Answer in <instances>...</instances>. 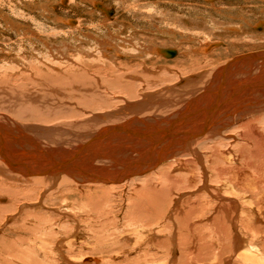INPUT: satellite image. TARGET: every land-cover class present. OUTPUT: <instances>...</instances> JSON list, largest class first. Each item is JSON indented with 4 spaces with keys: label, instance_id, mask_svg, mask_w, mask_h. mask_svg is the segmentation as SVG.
I'll return each instance as SVG.
<instances>
[{
    "label": "rangeland",
    "instance_id": "obj_1",
    "mask_svg": "<svg viewBox=\"0 0 264 264\" xmlns=\"http://www.w3.org/2000/svg\"><path fill=\"white\" fill-rule=\"evenodd\" d=\"M98 6L101 9L98 10ZM110 9H114V12L111 13ZM207 46L208 51L204 49ZM157 49H172L174 55L167 57L162 52L158 53ZM60 50L65 51L66 57H79L78 62L86 67L93 80L101 78L103 83V79L125 76L133 81L137 94L129 98L116 89L104 90L105 96H110L113 103L102 100L107 104L102 105V109L96 101L92 108L83 105L78 114L68 113L66 120L61 122L57 118L51 119V125L45 126H63L67 130L64 136L66 146H70V143H87L92 134L104 128L106 130L109 125L123 122L125 126L126 117L151 119V126L135 123L141 130L136 132L144 133L142 136L129 133L124 142L133 143L136 136L146 139L145 133L149 135L156 133L160 127L166 130L171 126L166 119L154 125L153 118L164 119L174 115L192 94L211 84L212 74L230 61L246 54L264 53V0H0V112L5 117L19 119L17 121L22 126L46 124L32 115V110L39 105L37 97L15 90L18 83H10L4 71L12 68L15 71L18 64L20 66L25 60L36 62L43 59L45 62L59 63ZM64 60L68 61L65 57ZM258 62L261 66L264 63L262 59ZM225 71L223 69L220 80L226 76ZM252 73V76H258L262 71ZM132 75H135L134 79ZM191 77L196 78L193 80ZM104 88L102 85L101 90ZM169 89L171 92L167 91ZM134 100H146V106L139 110L126 109L127 112L122 109ZM111 112L113 115L106 120L95 118L97 114L107 116ZM59 113L64 114V110ZM254 113L262 115L264 112ZM132 125L125 128L135 130ZM111 136L104 143L120 142L115 138L117 135ZM106 147L102 150L111 154L112 151ZM116 147L113 149L115 152ZM239 147L234 150L241 162L247 159V152L242 156L240 149L245 146ZM115 152L112 156L120 159ZM204 153L208 154L206 151ZM173 162L169 160L161 167ZM133 166L127 168L131 170ZM145 167L141 170L146 171ZM161 167L151 173L146 171L144 176L142 172L140 179L136 180L137 185L131 186L130 181L127 184L119 181L112 185L115 186L113 190L109 188L111 185L88 181L90 186L81 188H92L96 192L107 190L115 196L119 193L114 201V204L118 203L117 214L106 220L97 218L95 222L86 219L80 210L76 211V205L71 208L57 199L56 194L52 195L53 203L49 201L48 204L46 199L41 201L39 191L36 194L25 183H18L25 189L29 188L25 194L14 197L0 192V264H264V244L258 241L259 231L264 230V217L260 215L259 219L253 220L245 216L252 210L249 203L252 197H256L253 193L241 197L235 195L242 209L239 210L241 213L236 211L235 223H226L225 235H220L214 225L215 209L209 207L201 213L192 212L184 221L175 215L178 213L187 217L194 205L198 208V203L194 201L199 196H208L204 190L173 193L176 206L171 209L165 206L156 210L152 205L141 207L130 204L135 195L133 188H139L146 176L152 174V177H157ZM135 170L133 168L132 172L140 171ZM183 171L176 170L174 173ZM4 181V187L9 188L10 184L21 182H13L9 178ZM153 181L156 182V178ZM214 184L219 185L218 182ZM212 196L209 194L208 200L214 205L216 201ZM24 201L28 203L25 207L21 205ZM126 213L137 218L134 223V219L124 217ZM242 213L244 224L240 218ZM153 216L160 219L154 225L145 227L146 223L155 222ZM173 229L178 234L175 240L171 235ZM238 239L242 243L234 252Z\"/></svg>",
    "mask_w": 264,
    "mask_h": 264
},
{
    "label": "bare ground",
    "instance_id": "obj_2",
    "mask_svg": "<svg viewBox=\"0 0 264 264\" xmlns=\"http://www.w3.org/2000/svg\"><path fill=\"white\" fill-rule=\"evenodd\" d=\"M208 48L209 46L204 49L208 51ZM154 51L156 50L154 49ZM157 52H162L167 57L174 55L172 49L162 51L157 49ZM246 55L233 59L222 69L214 72L211 79L212 83L200 88V90L197 89L198 92L192 94L174 115L164 119L153 118L154 125L163 123L166 119V122L171 124L166 130L160 127L156 133L149 135L145 133L148 139H144L141 137L143 131L140 134L136 132L141 130H138L135 123L151 126V119L126 117L124 123L128 126L133 123L134 126H132L135 130L125 128L127 125L124 126L123 122L109 125L106 130L104 128L103 131L92 134L87 143H70V146H66L67 140L64 139V136L67 130L63 126L47 127L45 125H51V119L57 118L61 122L66 120L69 114H78L79 108H83V105H90L92 108L98 102L101 104L100 107L106 106L107 104L102 100L111 101L110 96L107 98L104 94V90L107 89L112 91L116 89L121 95L129 98L135 97L133 81L128 80L125 76L110 80L103 79V83L101 78L100 81L98 78L93 80L94 77H89L91 74H88L86 67L78 62L79 57L76 58L75 55L66 57L63 50L58 52L59 63L45 62L38 58L40 60H35L36 62L23 61L20 66L18 64L15 71L12 67L6 71L2 70L6 72V78L10 83H18V88L15 90L27 96L37 97L39 105L32 110V115L33 117L36 116V120H41L46 124L22 126L17 121L19 119L7 118L0 112V179H2L0 180V192H5L14 197L18 194H25L27 193L25 190H29V188L25 189L24 186L18 184L25 183L31 191L35 193L39 191L37 192L39 193L38 198L42 197L41 201L43 202L46 199L48 204L49 201L53 203L54 196L52 195L56 194L57 199L63 201L64 204H69L68 206L71 208L76 205V209H78L76 211L80 210L86 219H92L94 222L97 218L98 220H106L117 214L116 205L118 203L114 204V201L119 193L115 196L110 195L105 189L103 192H96L97 190L94 191L92 188L85 190L81 188L82 186H90L88 184L91 181L104 186H106L105 184L111 185L109 188L112 190L115 187L112 185L119 181L124 184L130 181L131 186L137 185L139 183L136 180L140 179L142 172V176H144L147 172L152 170L154 172L155 169L161 167L162 163L174 160L172 164H166L167 166L160 168L158 171L160 174L155 177L156 182L153 181L155 178L151 176L152 174L144 177L145 179L141 180L143 184L139 188H133L132 191L135 195H132L134 198L130 200V204L141 207L152 205V208L156 210L165 206L171 209V207L176 206L175 199L172 198L173 193L181 191L192 193L195 190H204V194L214 196L216 201L214 205L208 200L210 197L202 198L199 196L197 201H194L198 203V208L194 205L189 210L187 217H184V214L177 213L175 215L184 221L190 217L192 212L201 213L209 207L215 209L214 225L218 228L220 235H225L226 223H232L236 214L242 209L240 208L241 203L235 195L241 197L253 193L256 197H252L253 200L250 199L249 203L252 210L248 211L245 216L248 215L253 220L259 219L260 215L264 217V113L262 115L254 113L255 111L264 112V63L261 66L259 64L261 61L258 62L259 59L264 62V53ZM64 57L68 61L64 60ZM80 57L83 56L80 55ZM223 69L226 70L224 81L220 80ZM259 70L262 71L261 74L252 76L253 71L257 73ZM3 73L2 75H4ZM134 77L135 75H132L133 79ZM195 78L191 77L190 79L195 80ZM239 78H243V80H239ZM222 81L223 83H221ZM102 85L105 87L103 91L101 90ZM167 91L171 92L170 89ZM137 100L129 102L122 109L125 111L130 108L139 110V108L146 106V100L144 102ZM62 110H64V114L59 113ZM112 115V112L108 113L107 116L97 114L95 118L106 120ZM235 121L238 122L236 125ZM129 133L134 136L137 134L141 136L134 137L133 143H125L124 139L129 137ZM111 135H117L115 138L120 142L104 143L111 139ZM153 139L154 141H152ZM243 145L245 147L240 149L243 153L241 155L244 156L247 152V159L240 162L234 148ZM115 146H118L116 152L113 150ZM104 147L110 149L111 154L107 150H102ZM114 152L118 154L117 157L120 159L112 156ZM133 164L135 165L133 166L134 170L136 168L140 171L132 172V167H130L131 170L127 168ZM143 167L147 168V170L144 168L147 172L141 170ZM182 169L183 172L174 173L176 170L182 171ZM7 178L14 180L13 182L15 180L21 182L10 184L11 188L9 186L4 187V180ZM88 181L90 182L88 183ZM84 182L87 183L84 184ZM214 182H218L219 185H215ZM45 193H47L46 197L44 196ZM43 197L45 198L43 199ZM15 200L17 202V198ZM27 204L26 201L21 203L23 207ZM29 205L31 206V204ZM90 210L91 212H89ZM173 211L176 213L177 209L174 207ZM132 214L134 215V213ZM243 214L240 218L242 219L241 223L244 224ZM197 216L201 215L197 214ZM124 217L130 220L134 219L133 223L137 219L134 216H129L128 213ZM81 219L83 220V218ZM159 219V216H156L153 219L155 222L146 223L144 226L154 225ZM215 233L217 234V231ZM259 234L258 241L264 244V230H260ZM171 235L175 240L178 234L174 230ZM241 243L240 239L236 240L234 252L238 250ZM190 250L189 252L193 251ZM189 252L187 251V255Z\"/></svg>",
    "mask_w": 264,
    "mask_h": 264
},
{
    "label": "water",
    "instance_id": "obj_3",
    "mask_svg": "<svg viewBox=\"0 0 264 264\" xmlns=\"http://www.w3.org/2000/svg\"><path fill=\"white\" fill-rule=\"evenodd\" d=\"M108 9V8H107ZM107 9H103L105 12H107ZM111 10V13L114 12V9H110Z\"/></svg>",
    "mask_w": 264,
    "mask_h": 264
},
{
    "label": "crops",
    "instance_id": "obj_4",
    "mask_svg": "<svg viewBox=\"0 0 264 264\" xmlns=\"http://www.w3.org/2000/svg\"><path fill=\"white\" fill-rule=\"evenodd\" d=\"M97 9L99 10V9H101V7H99V6H98V8H97Z\"/></svg>",
    "mask_w": 264,
    "mask_h": 264
}]
</instances>
